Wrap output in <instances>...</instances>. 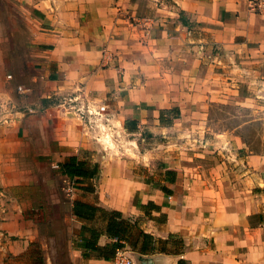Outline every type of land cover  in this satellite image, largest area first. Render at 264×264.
<instances>
[{"label": "crops", "instance_id": "0c3cea01", "mask_svg": "<svg viewBox=\"0 0 264 264\" xmlns=\"http://www.w3.org/2000/svg\"><path fill=\"white\" fill-rule=\"evenodd\" d=\"M21 1L33 35L11 65L0 47V187L28 184L42 159L100 163L78 181L92 188L68 199L82 229L73 264L116 261L87 247L94 226L98 245L113 239L74 214L76 199L143 215L140 227L171 248L182 241L179 253L138 251V264H264V15L247 0ZM201 40L217 44L214 62L197 52ZM109 137L122 163H153L156 178L103 165ZM33 202L0 198V264H41L27 238Z\"/></svg>", "mask_w": 264, "mask_h": 264}, {"label": "rangeland", "instance_id": "374dc122", "mask_svg": "<svg viewBox=\"0 0 264 264\" xmlns=\"http://www.w3.org/2000/svg\"><path fill=\"white\" fill-rule=\"evenodd\" d=\"M21 4V0H0V47L2 48L3 62L8 65L17 61L16 59L18 55L22 53V50L28 48L29 44L27 42L33 35L32 21L29 19L28 13L21 9ZM195 45L199 53L200 44L196 43ZM199 55L202 58V53H199ZM8 74L11 73H7V75ZM9 79L11 80L12 78ZM182 80L181 77H178L176 82L181 84ZM19 86L26 85L19 84L17 89ZM232 111L235 112V109L232 108ZM240 112L245 113L247 111L242 109ZM225 126L232 125L228 124ZM245 127L249 129V125ZM251 134L257 148H259L261 144L260 136L252 132ZM149 135L152 136L150 133ZM108 141L112 145V151L114 153L112 152L107 155V150H103L105 156L100 157L104 162V164L102 163L103 165L122 167L127 177L134 175L142 179L156 178L155 174L152 173L154 170H149L150 166L153 168V163L143 165L136 161L134 157L132 159L130 156H124L128 160L126 163H122V158L119 156L121 155L120 151L116 149L117 152H115L114 143L110 137ZM150 141L153 142L154 139ZM83 155L84 152L80 154L81 157ZM59 158V156L52 157L50 160L51 164L49 165L47 164V159H42L37 166L38 170L32 174V179L28 184L13 186L8 191L2 187L0 191V198L2 199H6L11 195L34 201L31 205L34 216L33 232L29 234L27 238H32V245L41 251V264H46L45 258L49 254L52 255L54 259L53 264H73L71 256V249L73 246L72 240L82 232L80 223L72 218V209L68 203V199L84 195L83 187H85V185H80L76 179H71L62 174L59 165L54 166L52 164V162ZM94 163V161H88L90 166H93ZM121 163L122 166H119ZM88 185L91 184H87V186ZM105 195H109V193L107 192ZM48 198L56 199L58 201L57 204L51 205L46 203ZM3 208L4 210H2V212H7L6 204H3ZM144 219L145 217L143 215L138 217L139 226H141V222ZM21 238L27 239L22 236ZM134 251H128L127 253L133 259V264H138V256H140V254L138 251Z\"/></svg>", "mask_w": 264, "mask_h": 264}, {"label": "trees", "instance_id": "16d2710c", "mask_svg": "<svg viewBox=\"0 0 264 264\" xmlns=\"http://www.w3.org/2000/svg\"><path fill=\"white\" fill-rule=\"evenodd\" d=\"M59 166L62 174L79 181L87 177L98 176L97 172L100 164L99 162H95L93 166H90L87 160L80 159L77 155H70L61 161ZM171 173V170L167 171L168 175ZM83 188L89 190L91 187L85 186ZM73 212L82 219L98 220L102 224L104 231L113 239L109 244L100 246L97 244V239L103 232V230H100L101 226H94L91 230V239L87 242V247L94 248L99 255L106 259L115 257L117 252L120 249H124L127 245L142 253L153 252L157 249L173 253L180 252L181 240H173L172 244L174 247L171 248L169 239L156 238L142 229L138 225L137 219L132 220L131 218L124 217L120 210L107 209L94 203L76 199L74 201ZM183 263H186V261L180 259L179 264Z\"/></svg>", "mask_w": 264, "mask_h": 264}, {"label": "built area", "instance_id": "2783aa9c", "mask_svg": "<svg viewBox=\"0 0 264 264\" xmlns=\"http://www.w3.org/2000/svg\"><path fill=\"white\" fill-rule=\"evenodd\" d=\"M248 8L251 12L259 13L264 15V0H247ZM200 44L199 53H202V57H205L207 60L214 62L218 56V46L217 44H210L208 41L201 40L198 42ZM7 78H12L11 74L7 75ZM19 91L26 92L29 90L26 86H19ZM75 97H70L69 102H73ZM68 102V101H66ZM105 107L101 106L100 110H103ZM76 110L79 111L80 116H84V109L82 107H75ZM88 111V110H87ZM2 187H0L1 191ZM115 263L114 264H133V259L126 251H119L115 256Z\"/></svg>", "mask_w": 264, "mask_h": 264}]
</instances>
